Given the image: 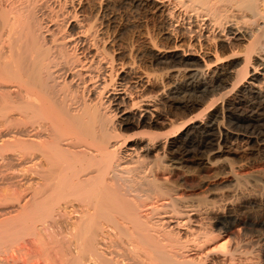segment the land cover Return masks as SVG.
I'll list each match as a JSON object with an SVG mask.
<instances>
[{
	"label": "bare ground",
	"instance_id": "obj_1",
	"mask_svg": "<svg viewBox=\"0 0 264 264\" xmlns=\"http://www.w3.org/2000/svg\"><path fill=\"white\" fill-rule=\"evenodd\" d=\"M40 1L0 0V65L8 68L0 69V119L12 125L14 117L17 125L14 141L1 136L0 157L9 160L4 153L15 151L26 182L21 191L0 194L2 206L8 207H3L8 217L0 220L4 255L12 252L14 260L13 250L21 247L26 236L35 238L40 224L51 229L54 237L63 228L68 231L76 247L70 264H256L242 242L232 241L235 222L218 217L219 229H209L203 217L209 206L184 200L179 195L181 185L174 181L183 161L197 155L198 147L210 144L208 138L214 136L210 132L216 127L221 132L217 123L212 124L215 116H208L202 127L191 126V120L181 126L177 121L159 124L160 115L150 110L159 104L155 96L134 91L126 77L114 83L118 76L113 56L118 43L113 31L116 1L62 0L61 5L70 1L73 9L80 10L72 17V22L78 19L77 30L69 35L63 34L54 17L51 21L39 16ZM145 1L169 9L171 28L186 24L191 34L196 27L200 33L221 31L234 50L232 56L239 41L248 43L241 70L221 61L219 50L224 47L210 48L213 67L224 62L213 90L219 97L210 108L247 82L255 55L264 57V0ZM198 42L197 47H187L195 48L194 55L176 57L173 64L197 73L195 53L203 61L200 52L210 50ZM198 76L190 75L185 90L181 86L172 94L188 92L197 99L202 93ZM224 85L231 89L221 93ZM80 89L87 97H81ZM255 126V119L248 118L235 123L233 130L250 133L257 131ZM154 128L158 132H151ZM127 130L136 132L127 135ZM193 130L202 131L206 140L192 141ZM236 230L240 234L241 229Z\"/></svg>",
	"mask_w": 264,
	"mask_h": 264
},
{
	"label": "rangeland",
	"instance_id": "obj_2",
	"mask_svg": "<svg viewBox=\"0 0 264 264\" xmlns=\"http://www.w3.org/2000/svg\"><path fill=\"white\" fill-rule=\"evenodd\" d=\"M59 1L60 2L55 3L54 1L41 0L39 2L41 5L39 4V6L42 8L39 7L38 9L39 16L45 17L43 19H49L51 21L54 17L53 21L59 24L58 27H61V30L66 32L63 34L69 35L77 30L76 24L78 19L74 18V22H72V17L76 9L77 11L79 10V7L73 9L70 1L66 6L61 5L63 2L62 0ZM113 1H116L115 4L117 7V15L115 16L116 19L114 24L115 28L113 31L118 40L117 45L114 46L113 49V56L117 64L116 69H118V76L114 83L117 85L121 82V77H126V79L130 81V86L135 89L134 91L144 92L146 96H155L159 101V104L156 105L155 108L151 107L150 110L153 111L154 115H160L158 120L159 124L169 125L171 122L177 121L178 125L181 126L185 121L191 120L194 121L191 126L202 127L203 123H206L208 116H215L213 120L211 119L212 124L217 123V126H219L221 131L220 133L222 134L217 131V127L216 131L210 132L214 135L213 137L208 138V143L210 144L201 148L198 147L199 152L197 155L190 154L186 158L187 160L183 161V164L178 167L179 172L176 176L177 179L175 178L174 181L178 180L177 182L181 185L179 195L182 198L184 197V200L186 198L188 199H186V201L191 200L195 202L197 200L196 203L201 201L202 203L204 202V205L209 206L206 214L203 216L204 222L208 225L207 227H210L209 229H219L217 221L220 217H225L229 224L235 222V226L232 228L233 230L230 236L233 239L232 241L242 242L244 248H246L249 256L254 262L256 264H263L264 77L260 75H264V57L258 54L255 55V57L251 59L252 61L248 69L249 78L247 79V82L244 83L245 85L243 84V87L241 86L233 93L228 94L224 100H221L223 102L219 100L215 107L210 108L211 102L214 98L218 99L219 97V94H213V90L218 85V83H215V80L219 77L224 66L223 62V66L217 65V67H213L215 65V58L213 57V51H211L210 48L215 49V47H224L225 51H221V48L219 50L222 58L221 61L228 60L226 63L232 64L237 70H241L243 68L245 57V52L243 50L248 46V43L245 41H239L238 46L240 45L241 48L238 47V50L236 49L232 56L234 50H231L229 44L226 42L225 34L219 30L213 35L206 30L200 33L199 28L196 27L193 28L192 31H194V33H192V35L190 31H187L188 25L186 24H181L178 28H171L169 26L168 15L170 11L162 4H154L145 0ZM51 10L53 12H51ZM66 12H69V16ZM43 13L45 14L44 16H42ZM46 14L51 18H49L48 15L46 16ZM173 29H176V32H179L178 34L181 36L175 32L172 33V31H174ZM124 32L126 34L128 33V35H124ZM175 36L180 40H177ZM189 36L192 37L190 38ZM123 37H125V39H123ZM122 40H124V43L126 44L123 45ZM198 40L201 41L205 48L210 49L206 50L205 54L204 51L200 52V54H202L201 57L204 58L203 61L208 63L205 62L207 66L209 65L208 68L204 65L201 59L199 60V56H197L196 53L194 58L196 57V59H198L196 62L197 67H195L198 71L197 73L191 72L181 64L174 65L173 61L176 57H178V59H183V56L192 54L195 48H191L190 46L189 49L187 47L189 44L197 47L199 44ZM239 50H241V54ZM236 51L239 52L237 56L235 55ZM242 51L244 52V55L242 54ZM212 63H214V65ZM5 65L6 64L0 65V69H8ZM122 65H124V68H121ZM254 69L256 71H254ZM192 74L199 75L198 80L202 83V93L197 94V99L188 96V92L185 94L173 95L172 93L175 92L176 88H181V86H183V90L181 91L185 90V85L190 83L189 77ZM252 83L257 87L259 85L260 89L251 88L250 84ZM7 84L10 86L15 85L10 82ZM223 87H225V89L223 88L221 93L231 89L229 85H224ZM80 90L81 97H87L86 92L83 93L82 89ZM175 98L177 101L173 102ZM105 112L106 114L109 113L108 110ZM13 118L10 119L11 123H13L12 126L10 122L5 121L4 117L2 120L1 116L0 139L1 136H4L5 139H12L13 141L16 139L17 125L14 121L15 118ZM118 118L119 116L114 117L113 121L116 122ZM248 118L255 119V124L259 127L255 126L257 131L251 130L250 133H248L233 130V128H235V123L244 121ZM207 122H209V120ZM231 123L233 125H231ZM155 131L158 132V129L154 128L151 132ZM135 132V130H127L126 134L132 135ZM192 132L191 139L196 143H201L205 138L203 137L204 134H201L203 133L202 131L193 130ZM224 134H226L225 139L221 136ZM179 146L184 148L183 144ZM174 150H177V148H174ZM16 154L15 151L9 150L3 155L8 157L9 160L4 161L3 157H0L1 195L6 192V194L11 193L14 189L21 191V187L26 186V182L22 180L23 177L18 170L19 159L17 156L18 154ZM22 184L23 186H21ZM22 194H24V192ZM0 203H2L0 204L1 220L6 216L8 217L7 214H3L8 213V211L4 210L8 207H6L7 205L2 206L3 202ZM72 217H74V215ZM37 226L39 228H36ZM41 226L42 225L40 224L36 225L35 230L37 229V234H39L36 235L35 232L33 236L35 238H32V235L31 237L26 236L22 245H20L21 247L18 246V250L16 251L15 249V252L13 250V256L16 260H13L11 255L12 252L4 255L6 252L3 253L4 251H2L1 246L0 264H70V256L74 255L73 252H76V247L74 239H72L71 236H68V231L63 228L60 234L54 237L51 229ZM236 229H241L240 234L237 233L238 231ZM62 231L67 233L64 234ZM31 239L34 241L32 242ZM54 240L59 246H55V243H53ZM56 247H58L57 249L60 251L54 249ZM55 250L57 252H55ZM69 251H72V254ZM104 254L107 256V251H105ZM7 257L10 258V260L6 259ZM112 257L113 256L109 257V259ZM53 258L54 260L56 259L55 261L58 260L57 263H53Z\"/></svg>",
	"mask_w": 264,
	"mask_h": 264
}]
</instances>
